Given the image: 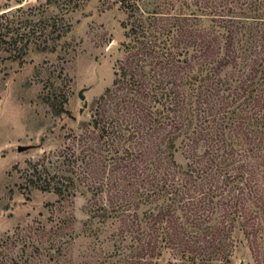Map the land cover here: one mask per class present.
<instances>
[{
  "label": "trees",
  "instance_id": "16d2710c",
  "mask_svg": "<svg viewBox=\"0 0 264 264\" xmlns=\"http://www.w3.org/2000/svg\"><path fill=\"white\" fill-rule=\"evenodd\" d=\"M189 1L142 10L148 26L135 17L72 175L36 166L28 180L60 204L87 183L111 241L134 243L115 264H234L240 238L264 259V0ZM72 222L65 212L59 229Z\"/></svg>",
  "mask_w": 264,
  "mask_h": 264
},
{
  "label": "rangeland",
  "instance_id": "374dc122",
  "mask_svg": "<svg viewBox=\"0 0 264 264\" xmlns=\"http://www.w3.org/2000/svg\"><path fill=\"white\" fill-rule=\"evenodd\" d=\"M49 1L0 0V264H115L134 243L111 241L87 183L60 204L28 180L36 166L47 167L44 177L72 175L67 159L113 88L135 17L148 26L142 10L159 12L161 0H85L71 11ZM176 160L187 164L182 147ZM236 244L234 264H264L242 238Z\"/></svg>",
  "mask_w": 264,
  "mask_h": 264
}]
</instances>
